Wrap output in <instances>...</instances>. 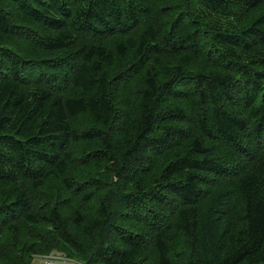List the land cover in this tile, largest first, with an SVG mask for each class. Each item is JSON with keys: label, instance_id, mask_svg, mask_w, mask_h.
Masks as SVG:
<instances>
[{"label": "trees", "instance_id": "obj_1", "mask_svg": "<svg viewBox=\"0 0 264 264\" xmlns=\"http://www.w3.org/2000/svg\"><path fill=\"white\" fill-rule=\"evenodd\" d=\"M52 250L264 264V0H0V264Z\"/></svg>", "mask_w": 264, "mask_h": 264}, {"label": "built area", "instance_id": "obj_2", "mask_svg": "<svg viewBox=\"0 0 264 264\" xmlns=\"http://www.w3.org/2000/svg\"><path fill=\"white\" fill-rule=\"evenodd\" d=\"M83 264L59 250H52L46 254H34L30 264Z\"/></svg>", "mask_w": 264, "mask_h": 264}, {"label": "bare ground", "instance_id": "obj_3", "mask_svg": "<svg viewBox=\"0 0 264 264\" xmlns=\"http://www.w3.org/2000/svg\"><path fill=\"white\" fill-rule=\"evenodd\" d=\"M160 1V0H159ZM75 4V3H74ZM97 7V6H96ZM25 12V11H24ZM225 38V37H224ZM262 49V48H261ZM243 50V49H242ZM244 52V51H243ZM153 57V56H152ZM158 59V58H157ZM186 59V58H185ZM160 63V62H159ZM161 64H163L164 65V63H161ZM149 68V67H148ZM147 68V69H148ZM151 69V68H150ZM156 70V69H155ZM115 192V191H114ZM180 224V223H179Z\"/></svg>", "mask_w": 264, "mask_h": 264}, {"label": "rangeland", "instance_id": "obj_4", "mask_svg": "<svg viewBox=\"0 0 264 264\" xmlns=\"http://www.w3.org/2000/svg\"><path fill=\"white\" fill-rule=\"evenodd\" d=\"M71 264V263H70Z\"/></svg>", "mask_w": 264, "mask_h": 264}]
</instances>
